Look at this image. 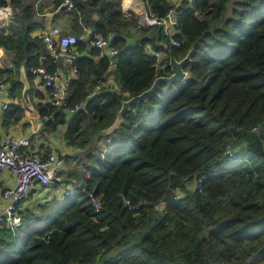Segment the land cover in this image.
<instances>
[{
    "label": "trees",
    "instance_id": "1",
    "mask_svg": "<svg viewBox=\"0 0 264 264\" xmlns=\"http://www.w3.org/2000/svg\"><path fill=\"white\" fill-rule=\"evenodd\" d=\"M73 2L78 34L83 25L91 27L120 49L113 75L129 94L102 89L70 118L49 103H33L41 116L54 112L45 122L50 130L66 124L70 143L89 148L93 134L114 121L123 98L171 72L164 44L177 58L194 46L184 66L190 73L136 102L118 129L87 148L79 191L62 202L19 208L21 223L0 227V264H264V0H195L194 7L183 1L176 7L179 46L162 27L144 28L125 16L121 0ZM145 2L159 16L172 7L169 0ZM230 2L231 13L221 18ZM10 4L14 14L0 32V47L12 54L13 69L0 76L12 84L15 101L5 125L23 111L20 65L32 85V68L46 52L32 34L43 18L31 3ZM146 43L167 53L160 70L145 53ZM78 45L82 50L85 41ZM76 63L70 106L86 99L108 68L105 59L78 57ZM34 92L32 85L31 98ZM101 137L111 142L97 149ZM232 141L239 151L229 158L224 147ZM194 175L202 178V192L188 185ZM87 192L99 196L98 208ZM125 198L144 203L130 208Z\"/></svg>",
    "mask_w": 264,
    "mask_h": 264
},
{
    "label": "built area",
    "instance_id": "2",
    "mask_svg": "<svg viewBox=\"0 0 264 264\" xmlns=\"http://www.w3.org/2000/svg\"><path fill=\"white\" fill-rule=\"evenodd\" d=\"M183 1H187L191 7L195 5V0H169L172 7L166 15L159 16L150 11L145 12L142 24L148 27H162L172 44L179 46L180 41L175 38V34L179 32L176 7ZM59 7L71 10L75 6L73 0H61ZM7 8V6H0L2 19H6L12 14L11 8L10 10H7ZM1 30H3V27H0ZM82 33L84 38L72 32H64L58 25H51L42 28L36 34L45 44L46 52L40 56L38 67L32 68V71L47 88L48 102L56 110H68L74 113L81 109L94 93L102 89L122 93L126 96L129 94L120 86L113 74H102L95 78L92 92L86 99L75 103L73 106L69 105V90L79 72L76 63L80 56L79 41L87 40L88 44L96 50V57L105 59L108 67L112 70L116 68L120 54V49L111 44L109 37L95 32L93 28L83 25ZM143 49L146 54L155 58V66L160 70L163 67L167 53L151 43L144 44ZM63 66L66 67V70L63 69ZM0 97L2 98L1 109L4 111L13 100V91L10 81L2 76H0ZM53 118L54 112L46 114L41 117V123ZM254 130H258V126ZM29 148L30 140L27 136L7 134L0 141V172L7 170L15 176V183L3 189L5 204L0 209V227L5 223L13 227L21 223L20 205L35 183L44 188L60 186L59 202L79 191L72 183L62 182L61 184L59 181L58 172L64 166L62 155L51 151L47 155L41 156L30 151ZM238 151L239 147L233 141L227 143L224 147V154L229 158L236 157ZM188 185L191 189L197 188L200 192L203 191L202 178L199 175H194L189 180ZM81 190L85 191V188ZM87 194L93 205L98 208L100 206L99 196L94 195L93 192H87ZM179 196L180 193L177 192L175 198ZM125 202L130 208L138 209L144 203V200L139 198L133 202L130 198H125Z\"/></svg>",
    "mask_w": 264,
    "mask_h": 264
},
{
    "label": "crops",
    "instance_id": "3",
    "mask_svg": "<svg viewBox=\"0 0 264 264\" xmlns=\"http://www.w3.org/2000/svg\"><path fill=\"white\" fill-rule=\"evenodd\" d=\"M6 1L8 2V4L2 6L11 8L12 14L0 23V27H3V30H1L0 32H5L6 30H8L9 23L11 22L10 18L14 14V7L10 4V0ZM23 2L31 3L34 7L38 19L40 20L43 18V21L32 31L33 35H36L44 27L58 25L64 32H72L84 38V35L82 33L83 29L82 32L78 34V28L76 27L73 18L74 14H70L65 11L63 12V8L59 7V5H56L55 0H23ZM121 5L125 16L137 19L140 26L143 25V15L145 12H148L145 0H121ZM1 18L2 17L0 15V19ZM93 18H97V13L93 14ZM144 28H148V26ZM83 41H85V46L82 50H80L79 57L90 58L94 62H98L100 59L96 57V54L92 53L93 48L88 44L87 40L83 39ZM130 41L134 40L130 39ZM0 51L2 52V55L0 56V71L10 70L11 67L5 68L1 61L3 59V56H7L10 63H12V54L6 52L2 47H0ZM63 69L66 70V67L63 66ZM109 74H113V70L108 67L103 75ZM78 76L79 72L74 80H76ZM32 85L35 92L32 95V98L30 96V103H26L24 101L25 104H21L23 111L21 112L20 110H17L16 115H18V117L14 120L12 119L13 121L10 120L7 125L3 124V120L5 112L9 109V107L4 111L1 109L2 98L0 97V141L7 134L15 136H27L30 140V151L36 152L41 156H45L51 151L57 152L64 157V166L58 172L59 181L61 182V184L62 182H70L73 185L79 187V185L75 184V172L76 170H82L85 163L88 162V160L85 159V151L87 150L88 146L86 148L78 143H70L65 136L66 124H58L57 128L50 130L45 125V123H41L42 116L39 115L33 103H36L38 101L49 103L47 99V88L39 81L37 75H35V77L33 78ZM37 91H40L42 93L43 98L37 96ZM96 93H94L91 97H93ZM14 101L15 99L13 98L9 106L14 103ZM85 105H83L81 109H83ZM62 111L67 118H70L73 115V113L69 112L68 110ZM95 142L96 141H94L92 137L91 145H89V148ZM107 146L108 144H106L104 147ZM14 183L15 176L13 173L7 170H3L0 172V209L5 204V200L3 198L4 187L12 185ZM60 194V186L44 188L35 183L28 193L27 197L20 205V209H24L26 207L35 209L39 203H42L46 200L59 202ZM163 206L164 205L162 202L158 205L159 208H163Z\"/></svg>",
    "mask_w": 264,
    "mask_h": 264
},
{
    "label": "water",
    "instance_id": "4",
    "mask_svg": "<svg viewBox=\"0 0 264 264\" xmlns=\"http://www.w3.org/2000/svg\"><path fill=\"white\" fill-rule=\"evenodd\" d=\"M164 48L169 56V65L171 68V72L169 74H161L154 78L152 84L145 90L141 91L138 94L132 95L128 98H123L120 103L121 106L116 113L114 121L107 127L97 130L93 135V140L96 141L100 136L108 135L112 133L114 130L118 129L124 121V115L127 111L130 110L131 106L136 102L145 101L149 97H151L157 89H159L160 85L163 83L171 84L176 81H184L188 75L189 71L184 69L185 64L191 60L192 52L194 50V46H191L186 54L177 58L170 50L167 44H164ZM20 80L23 83L22 88V97L26 103H30V90L31 84L26 71L24 64L20 65Z\"/></svg>",
    "mask_w": 264,
    "mask_h": 264
},
{
    "label": "rangeland",
    "instance_id": "5",
    "mask_svg": "<svg viewBox=\"0 0 264 264\" xmlns=\"http://www.w3.org/2000/svg\"><path fill=\"white\" fill-rule=\"evenodd\" d=\"M233 5H234V3L233 2H230L229 3V6H228V9L227 10H225L222 14L224 15V16H222L221 18H225V15H228V14H230L231 13V10H232V7H233ZM62 11L64 12H68V13H70V14H73V10H67V9H62ZM5 18H3V19H0V23L4 20ZM137 20V19H136ZM138 21V20H137ZM216 22V21H215ZM142 27H147V26H145V25H142ZM1 63L3 64V66L5 67V68H8V67H11V69H13V64L12 63H10V61H9V59L7 58V56H3V59H2V61H1ZM88 122H89V120H87ZM87 122V123H88ZM86 126H84L83 127V129H82V131L84 130V128H85ZM84 134H85V132H84ZM94 135V134H93ZM111 141H110V139H107V138H102L101 137V140L97 143L98 145H97V149H100V148H102V147H104L106 144H109ZM82 170H76V178H75V184H77V185H80L81 184V182L83 181V176H82Z\"/></svg>",
    "mask_w": 264,
    "mask_h": 264
},
{
    "label": "bare ground",
    "instance_id": "6",
    "mask_svg": "<svg viewBox=\"0 0 264 264\" xmlns=\"http://www.w3.org/2000/svg\"><path fill=\"white\" fill-rule=\"evenodd\" d=\"M129 3H130V2H129ZM129 3H128V4H129ZM7 10H10V8L8 7ZM1 13H2V12L0 11V15H1ZM1 19H2V18H1ZM1 55H2V52L0 51V56H1Z\"/></svg>",
    "mask_w": 264,
    "mask_h": 264
}]
</instances>
